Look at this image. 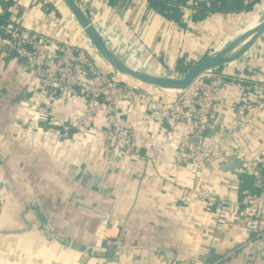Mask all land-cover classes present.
Listing matches in <instances>:
<instances>
[{
  "label": "crops",
  "instance_id": "1",
  "mask_svg": "<svg viewBox=\"0 0 264 264\" xmlns=\"http://www.w3.org/2000/svg\"><path fill=\"white\" fill-rule=\"evenodd\" d=\"M7 1L8 19L87 48L61 0ZM87 1L104 9L106 23L122 35L107 32L106 38L114 44L117 39L131 63L163 72L177 71L180 59L189 65L191 54L216 36L233 33L251 12L215 14L181 27L149 8L148 0ZM96 60L102 61L99 54ZM242 60L248 67L227 81L216 101L214 120L224 117L219 130L264 93V40ZM33 81L20 73L15 60L0 62V264H264V239L261 251L244 246L260 229L258 219L242 209L206 207L183 189L198 186L217 198L240 200L247 192H238L241 174L251 167L248 173L257 181L253 168H264V112L236 131L202 171L191 165L175 170L180 129L167 126L164 133L139 128L137 147L144 159L125 158L107 173L109 145L102 139L88 140L86 149H62L19 133L30 125L21 122ZM79 106L77 100L67 101L55 118L75 119ZM136 117L135 112L124 120ZM232 156L244 159L241 169L219 172L221 162ZM95 177L101 180L93 183Z\"/></svg>",
  "mask_w": 264,
  "mask_h": 264
},
{
  "label": "built area",
  "instance_id": "2",
  "mask_svg": "<svg viewBox=\"0 0 264 264\" xmlns=\"http://www.w3.org/2000/svg\"><path fill=\"white\" fill-rule=\"evenodd\" d=\"M192 10L189 7L184 10L188 19ZM94 14L111 34L122 37L118 29L104 21V9ZM3 15L4 11L0 9V62L9 58L15 60L20 73L34 80L27 88L26 109L21 122L31 126L19 128V133L62 149H71L73 145L86 149L88 140L102 139L109 145L105 159L107 173L125 158L144 159L137 147L139 128L157 127L158 132L164 133L167 126L180 129L173 160L175 170L183 171L191 165L196 171H202L236 131L264 112V93L261 92L245 103L242 115L234 123L219 130L207 143L218 95L231 77H237V71L248 67L243 60L206 73L189 89L177 93L172 101H166L162 95L166 97L170 95L168 93L118 82L99 69L96 65L98 53L88 40L87 48H81L73 39L61 41L24 26L16 18L3 22ZM68 19L76 23L72 16ZM78 34L83 35L79 28ZM72 100H77L80 105L77 117L70 121L57 120L56 110ZM135 112V120L129 123L124 120ZM252 173L257 176L259 193H246L240 200L217 198L198 186L183 189L195 195L206 207H216L218 211L242 209L247 217L258 219L260 229H256L255 235L244 245L257 252L261 251L264 239V168L254 167Z\"/></svg>",
  "mask_w": 264,
  "mask_h": 264
},
{
  "label": "water",
  "instance_id": "3",
  "mask_svg": "<svg viewBox=\"0 0 264 264\" xmlns=\"http://www.w3.org/2000/svg\"><path fill=\"white\" fill-rule=\"evenodd\" d=\"M61 1L69 13L68 17L72 16L75 19L83 35L101 57L102 61H96V65L99 69L109 73L118 82H129L126 80L129 79L131 84L139 88L156 89L163 93H168L170 91L177 93L186 91L197 79L206 73L241 61L264 40L263 0L260 2L258 7L253 9V12L249 13L253 14L260 11V9H263L259 24L255 28L237 36L223 49L216 50L214 53L208 54L207 56L202 57L200 60L193 62L183 73L174 74L165 69V73L152 74L141 68L138 69L134 64H131V62L128 60V57L126 56L129 52L125 53V55L119 50L118 46L116 45L119 43L117 39H114L115 43L117 42L114 44L112 41L106 38V33H110V31L102 22L96 20L94 14L95 11L102 10L101 8H92L87 0ZM241 29H243V27H241L239 30ZM108 68L110 70H108ZM223 120L224 117L219 115V117L213 121L207 135V143L213 140L217 131L224 124ZM244 163L245 161L243 158L237 156L227 157L221 162L218 171L221 173H229L231 171L240 170ZM100 180V177H95L93 183H96ZM106 220L108 222V227L113 228L114 225L111 221H109L110 218L106 217ZM102 247H108L107 240L102 242Z\"/></svg>",
  "mask_w": 264,
  "mask_h": 264
},
{
  "label": "trees",
  "instance_id": "4",
  "mask_svg": "<svg viewBox=\"0 0 264 264\" xmlns=\"http://www.w3.org/2000/svg\"><path fill=\"white\" fill-rule=\"evenodd\" d=\"M116 0H110L114 3ZM261 0H148L149 8L160 14L167 20L178 24L181 27H187L188 23L202 22L215 14H230L252 11L254 6L260 4ZM11 2L0 0V9L4 11L2 21L5 22L9 18ZM192 8V14L188 19L184 10ZM188 65L180 59L176 65V69L183 71ZM258 181V179H257ZM256 177L244 171L241 174L238 192L250 194L259 193ZM244 193V194H246Z\"/></svg>",
  "mask_w": 264,
  "mask_h": 264
},
{
  "label": "rangeland",
  "instance_id": "5",
  "mask_svg": "<svg viewBox=\"0 0 264 264\" xmlns=\"http://www.w3.org/2000/svg\"><path fill=\"white\" fill-rule=\"evenodd\" d=\"M258 9V8H257ZM253 12V11H251ZM256 13V12H255ZM253 13V14H255ZM263 13V9H260V11L258 12V14L261 16V14ZM253 14H249L248 17H244L243 20H242V23H238V25H236V28L234 29L233 33H228L227 34H224L223 37L219 38V36H216L215 39H211L205 46L203 49H200L199 51H197V53H193L191 54L190 57H188L189 61V65L183 70V71H179V70H169V72L171 73H183L193 62H196L198 60H200L202 57H205L207 56L208 54H211V53H214L216 50H220V49H223V47H225L226 45H228L237 35L241 34L242 33V30H239L241 27H245L247 26L248 24V18L253 15ZM254 17H252L251 19H253ZM229 34V35H228ZM219 41H221V43H218ZM224 42V43H223ZM218 43V44H217ZM223 44V45H222ZM139 63V61H138ZM137 64V63H135ZM138 65V64H137ZM145 66H148V67H140L141 69L143 70H146L147 72H154L157 71L158 74H162V73H165V71L163 72L162 70L158 69L155 65L153 66H150L149 65H145ZM150 66V67H149ZM152 69V70H150ZM131 83V82H129ZM170 94V93H168ZM177 92H174L173 94H170L172 95L173 98H175ZM26 109L25 106L23 107V110Z\"/></svg>",
  "mask_w": 264,
  "mask_h": 264
},
{
  "label": "bare ground",
  "instance_id": "6",
  "mask_svg": "<svg viewBox=\"0 0 264 264\" xmlns=\"http://www.w3.org/2000/svg\"><path fill=\"white\" fill-rule=\"evenodd\" d=\"M259 12V11H258ZM258 12H256L255 14H253L251 17H249L248 18V25L246 26V27H244L243 29H241L242 30V33L241 34H243V33H245V32H248V31H250V30H252L253 28H255L258 24H259V21H260V18H261V16L258 14ZM252 17H254L253 19H251ZM241 34H239V35H241ZM239 35H237V36H239ZM236 36V37H237ZM235 37V38H236ZM234 38V39H235ZM233 39V40H234ZM232 40V41H233ZM231 41V42H232ZM230 42V43H231ZM224 48V47H223ZM221 50V49H220ZM142 54V53H141ZM131 64H134L133 62L131 63ZM135 65V67L136 68H138V69H140V67L138 66V65H136V64H134ZM150 73H152V74H158L157 73V71H154V72H150ZM124 79H126V78H124ZM127 81H129L130 82V80L129 79H126Z\"/></svg>",
  "mask_w": 264,
  "mask_h": 264
}]
</instances>
